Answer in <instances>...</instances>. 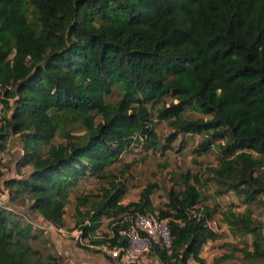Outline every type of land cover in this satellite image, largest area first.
<instances>
[{
  "label": "trees",
  "instance_id": "1",
  "mask_svg": "<svg viewBox=\"0 0 264 264\" xmlns=\"http://www.w3.org/2000/svg\"><path fill=\"white\" fill-rule=\"evenodd\" d=\"M114 86L120 97L107 102ZM165 95L171 100L156 116L174 128L167 140L203 134L196 155L218 141L217 164L207 171L246 205L221 215L233 235L251 236V249L232 245L215 263L241 252L264 264V225L248 206L264 194V0H0V104L10 110L0 148L2 131L19 134V166L29 167L4 187L26 191L30 209L56 228L65 227L69 191L81 177H103L141 139L156 148L147 103ZM188 106L210 117L187 119ZM57 133L64 141L53 143ZM200 175L182 174V188L170 189L157 211L155 184L123 204L127 186L111 175L100 194L77 197L75 226L93 244L124 246L121 231L135 216L157 213L168 220L172 244L149 254L165 264L190 257L204 264L200 250L219 233L208 224L215 209L199 205ZM104 217L110 234L97 236ZM38 238L30 223L0 207V264H61L41 256Z\"/></svg>",
  "mask_w": 264,
  "mask_h": 264
},
{
  "label": "rangeland",
  "instance_id": "2",
  "mask_svg": "<svg viewBox=\"0 0 264 264\" xmlns=\"http://www.w3.org/2000/svg\"><path fill=\"white\" fill-rule=\"evenodd\" d=\"M120 90L114 86L110 94L105 96L107 102H113L119 99ZM171 97L165 95L159 100L147 103V106L152 116V126L154 128V142H157L156 148L150 146L149 142L145 139H141V143H133L131 147L126 150L119 159H116L112 164L108 166L106 170L99 175L87 174L81 177L78 184L72 187L69 191V201L65 206V221L70 223L75 221V204L78 196L83 194H100L101 188L107 184L111 179V175H115L117 178L123 180L126 184V194L122 197L121 202L127 204L128 202L137 200L139 194L147 184H155L156 187L151 193V200L157 211L164 206L167 201V193L170 189L179 190L183 186L181 175L186 172L192 174L200 172V178L203 184L198 188L202 194L201 205H207L212 209H215L210 217L215 223L224 222L222 218V211L227 208H232L236 211H244L246 205L242 202V198L235 195L232 191L226 190L225 187L218 186L213 180L207 169L217 164L218 149L216 145L218 141L211 140L210 149L203 152L201 155H196L195 149L197 143L201 141L203 134L191 135L189 137L184 133L177 134L171 140H167L168 136L174 131V128L168 121L158 120L156 116L157 108L161 107L164 103H169ZM12 102V101H10ZM10 114V110L3 108L0 104V123L4 125V117ZM183 115L187 119H195L198 117L209 118L210 115H202L200 112L192 109L190 106L186 107L183 111ZM99 116L95 117V122H98ZM74 133L82 132L77 127V124L72 125ZM6 134L3 141L4 148L8 138L17 139L21 136L19 134H13L8 128L7 131H2ZM8 137V138H7ZM64 141L57 133L53 138V143H59ZM215 145V147H214ZM46 147L42 148L44 151ZM41 151V152H42ZM254 155H257L254 153ZM258 201L250 203L248 206L252 210V217L255 221H261L264 225V194L257 197ZM260 200V201H259ZM14 203L18 205L14 207L10 204V208L22 219L32 225L33 230L39 235L36 242H33V246L40 252L42 257L50 254L54 256L61 264H75L73 260L74 250L85 248L79 246L76 242L75 234H77V228L75 223L72 227L60 228L61 231L41 229L36 225V222H41L38 215L30 209V202L25 200V196L19 199H13ZM11 200V202H13ZM85 210V208H82ZM103 228L100 229L102 233L100 236L108 234L110 229L108 227V220L104 219ZM209 222V223H210ZM71 226V225H70ZM229 228V227H228ZM72 230V231H71ZM99 231V232H100ZM109 231V232H108ZM230 231V229H229ZM231 232V231H230ZM58 234V236L55 235ZM232 234V233H231ZM54 235V236H53ZM62 235V236H61ZM233 235V234H232ZM62 237V238H60ZM239 239L234 237L235 242L228 245H243L248 244L251 247L250 235H238ZM58 238V240H56ZM60 238V240H59ZM74 248V249H73ZM230 249L227 247V250ZM251 249V248H250ZM93 256H97L106 259V255L103 253L89 251ZM242 255L241 252L238 253ZM231 264H250L248 261L243 260V257L237 256Z\"/></svg>",
  "mask_w": 264,
  "mask_h": 264
},
{
  "label": "crops",
  "instance_id": "3",
  "mask_svg": "<svg viewBox=\"0 0 264 264\" xmlns=\"http://www.w3.org/2000/svg\"><path fill=\"white\" fill-rule=\"evenodd\" d=\"M194 135H196V134H194ZM186 136L189 137V136H191V134H186ZM23 153H24L23 142L20 140V138L13 139V138L9 137L8 141L6 143V147L3 150V157L0 160V190L5 188L4 187V181L5 180L14 179V178H21L28 171V169H29L28 166H24V167L19 166V160H20L21 156L23 155ZM10 191H11L12 198L10 197L9 202L14 207L18 208V205L15 204L13 201V199H15V198L19 199L22 196H25V200L28 201L26 191H23L20 195H15V190H10ZM11 200L13 202H11ZM137 200H134V201H137ZM199 205H201V203ZM38 217L40 219H42L41 216L38 215ZM104 219L109 221V219L106 217H104L102 219L101 224L95 233L97 236H100L99 233H102L100 231V229L103 228V225H104L103 220ZM64 222H65V227H63V228H66L67 226L72 227V224L75 223V221L67 223L65 221V218H64ZM209 222H208L209 226L212 229H214L216 232L219 233V237L214 239V240H208L202 246L200 253H199V257L201 259H203L204 264H231L230 262L233 261L234 258H237V256L243 257L242 255L238 254L239 252H235L234 258L224 259V260H221V261L215 263V261L220 256H223L224 254H227L231 251L230 246H232V245H228V244H233L235 242L234 237H236L237 239H239V237H238V235H232L231 234V232L229 231L228 225L225 222H222L223 224H221V222L215 223L212 220L210 223ZM108 234H110V232ZM55 235L58 236L57 233H55ZM60 238H62V237H60ZM60 238H59V240H60ZM56 240H58V238H56ZM237 246L241 247L243 245L238 244ZM227 247H229L230 249L227 250ZM250 248L251 247L249 246V249ZM94 254H97V252H95ZM72 258H73L75 264H122L113 258H111L109 260L107 257H106V259H103V258H100L97 256H93L92 254L89 253V250L85 249V248H80V249L74 250ZM143 262L147 263V264H165V263H162L158 259L157 255L153 252L151 254H148L147 256H144ZM167 264H183V263L180 261L174 262L172 260L171 262H169ZM187 264H200V263H198L197 261H195L193 258L190 257L187 259Z\"/></svg>",
  "mask_w": 264,
  "mask_h": 264
},
{
  "label": "built area",
  "instance_id": "4",
  "mask_svg": "<svg viewBox=\"0 0 264 264\" xmlns=\"http://www.w3.org/2000/svg\"><path fill=\"white\" fill-rule=\"evenodd\" d=\"M3 157V150L0 148V160ZM11 191L8 188L0 190V207L12 210L10 208ZM40 219V218H39ZM36 225L41 229H49L60 232L51 223L40 219ZM126 238L124 246H110L109 244L96 245L90 242L89 236H85L83 231L77 228L75 234L76 242L79 246L99 250L103 254L109 255L122 264H147L143 262L144 256H147L152 247L169 248L172 244V233L168 225V220L159 218L157 213H138L132 224L121 231Z\"/></svg>",
  "mask_w": 264,
  "mask_h": 264
}]
</instances>
